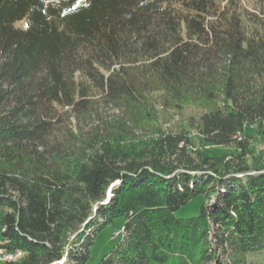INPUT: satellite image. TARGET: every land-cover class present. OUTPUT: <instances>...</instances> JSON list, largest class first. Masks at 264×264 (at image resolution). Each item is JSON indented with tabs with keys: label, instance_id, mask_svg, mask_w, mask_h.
<instances>
[{
	"label": "trees",
	"instance_id": "trees-1",
	"mask_svg": "<svg viewBox=\"0 0 264 264\" xmlns=\"http://www.w3.org/2000/svg\"><path fill=\"white\" fill-rule=\"evenodd\" d=\"M259 143L264 0H0V251L24 254L6 264H88L121 217L100 264H247Z\"/></svg>",
	"mask_w": 264,
	"mask_h": 264
},
{
	"label": "rangeland",
	"instance_id": "rangeland-1",
	"mask_svg": "<svg viewBox=\"0 0 264 264\" xmlns=\"http://www.w3.org/2000/svg\"><path fill=\"white\" fill-rule=\"evenodd\" d=\"M24 24V22H23ZM200 115V111L197 109H186L182 114H175L174 112L167 113L162 118V122L165 126L170 129L177 130L182 127L186 121L193 117L198 119ZM191 138L196 147H207L211 155L213 156H221V155H231L236 152V149L232 146H215V145H207L205 146L203 143V139L196 134L195 132L191 133ZM261 150H264V143H259L256 145V154H259ZM205 198L203 195H198L193 198L187 204L181 206L176 212L175 215L178 218H192L199 215L201 206L205 203ZM125 224V218L121 217L114 221L113 225H110L103 231H101L96 239L95 244L92 246V259L88 264H100L101 260L104 256L108 255L113 248L120 242L123 238V227ZM2 230V211L0 210V240L2 239L1 235ZM121 232L120 236L114 237L115 233ZM0 264H6V261L3 257H0ZM247 264H264V249L251 253L247 256Z\"/></svg>",
	"mask_w": 264,
	"mask_h": 264
},
{
	"label": "built area",
	"instance_id": "built-area-1",
	"mask_svg": "<svg viewBox=\"0 0 264 264\" xmlns=\"http://www.w3.org/2000/svg\"><path fill=\"white\" fill-rule=\"evenodd\" d=\"M118 235H119V232L115 233L114 237H116ZM16 255H17V253L14 255H12V254L9 255V254H4L2 251H0V257H3L6 262L16 261Z\"/></svg>",
	"mask_w": 264,
	"mask_h": 264
},
{
	"label": "bare ground",
	"instance_id": "bare-ground-1",
	"mask_svg": "<svg viewBox=\"0 0 264 264\" xmlns=\"http://www.w3.org/2000/svg\"><path fill=\"white\" fill-rule=\"evenodd\" d=\"M24 254L22 252H18L17 255H16V260L18 259H21V257L23 256Z\"/></svg>",
	"mask_w": 264,
	"mask_h": 264
}]
</instances>
